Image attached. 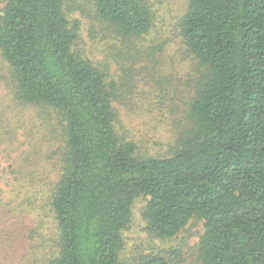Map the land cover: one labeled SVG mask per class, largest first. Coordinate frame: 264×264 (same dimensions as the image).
<instances>
[{"label":"trees","instance_id":"trees-1","mask_svg":"<svg viewBox=\"0 0 264 264\" xmlns=\"http://www.w3.org/2000/svg\"><path fill=\"white\" fill-rule=\"evenodd\" d=\"M0 2L10 264H129L124 231L141 196L152 235L201 223L200 264H264V0H187L169 29L180 71L162 59L169 41L148 39L153 0H93L95 38L113 46L102 59L82 50L67 0ZM122 107L168 122L164 148L121 129Z\"/></svg>","mask_w":264,"mask_h":264},{"label":"rangeland","instance_id":"rangeland-1","mask_svg":"<svg viewBox=\"0 0 264 264\" xmlns=\"http://www.w3.org/2000/svg\"><path fill=\"white\" fill-rule=\"evenodd\" d=\"M154 6L157 8V17L159 19L158 28L159 31L149 36L148 39L153 42L169 41L164 46L161 53L162 59L167 62V67L170 68L174 63L177 69L181 70V56L178 53L177 39L173 41V34L169 33L171 29V23H176L177 18L185 12L187 9V0H153ZM3 4L0 2V9ZM66 13L72 22L79 23L80 26V46L82 50L90 57L95 59H102L106 53L110 52L113 46L110 43V39L106 38V43L96 40V34L93 30V26L98 25L96 15L94 12L93 0H67ZM1 14V13H0ZM100 38V33L98 32ZM95 38V39H94ZM104 44L108 47L105 48ZM175 60V61H173ZM1 67V66H0ZM0 75L3 77V83H7L10 80V74L7 69H2ZM1 77V76H0ZM3 86L0 85V90ZM1 92V91H0ZM144 99L141 95L137 97V100ZM145 100V99H144ZM146 102V100H145ZM33 111H36L33 109ZM31 111V112H33ZM27 112L26 116H22L25 121L30 122V113ZM23 115V114H22ZM120 127L121 129L130 130L138 138L148 140V146L151 148V152H158L159 149H163L172 137L173 127L168 126V122H161L160 118L156 116V113H150L147 109H138L136 111H130L124 109L120 110ZM24 139V138H23ZM0 144V190L4 185V168L9 165L10 161L8 155L5 152L6 142L3 145ZM22 149L24 147L22 146ZM146 150V149H145ZM7 155V156H6ZM25 164H31V162H25ZM4 195V193H3ZM147 198L141 196L137 198L133 205L132 221L130 226L124 231V249L122 256L129 264H137L139 259L149 253H159L166 255L172 262V264H200L196 257V244L203 231V226L197 220H194L179 236L173 238H160L152 235L147 231L146 221L144 219V207L146 205ZM4 211L0 210V231L4 230L6 237L0 234V264H10L7 254L9 253L10 245V228L7 218L3 215ZM8 230V231H7ZM1 233V232H0ZM4 238V242H2Z\"/></svg>","mask_w":264,"mask_h":264}]
</instances>
